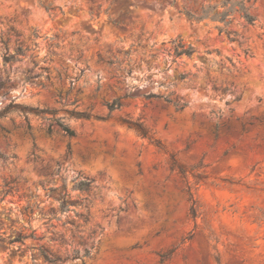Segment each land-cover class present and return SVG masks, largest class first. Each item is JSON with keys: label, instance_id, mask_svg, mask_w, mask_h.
I'll return each mask as SVG.
<instances>
[{"label": "rangeland", "instance_id": "obj_1", "mask_svg": "<svg viewBox=\"0 0 264 264\" xmlns=\"http://www.w3.org/2000/svg\"><path fill=\"white\" fill-rule=\"evenodd\" d=\"M218 1L0 0V264H51L40 245L82 254L72 211L46 222L63 184L93 248L62 264H264V0L246 2L252 25L233 17L232 41L179 12ZM179 41L191 55H174ZM17 46L29 50L4 64ZM171 154L189 171L201 160L205 178L181 177ZM83 178L89 191L72 189Z\"/></svg>", "mask_w": 264, "mask_h": 264}, {"label": "trees", "instance_id": "obj_2", "mask_svg": "<svg viewBox=\"0 0 264 264\" xmlns=\"http://www.w3.org/2000/svg\"><path fill=\"white\" fill-rule=\"evenodd\" d=\"M178 0H169V3L172 5L176 3ZM194 4L196 3V0H191ZM247 0H219L217 3L214 4H209V3H199V5L195 8H186L184 6H179V12L182 13L187 19L190 21H195V22H201V21H212L215 24V28L218 30L219 33H224L226 37L229 40H236L238 33L230 29V24L232 22L233 17H238L240 18L245 24L247 25H252L255 21V17L251 14L249 11L248 6L246 5ZM29 50L28 47L23 48L22 46H17L15 51L13 53H8L6 51L3 54V62L4 64H12L14 61L18 60V56L24 55V53ZM193 48L191 45L184 44L182 42H177L173 46V51L175 56L179 55H191L193 52ZM25 79H33L39 76V73H33L31 70H27L25 73ZM183 75L181 76V78ZM4 80H0V87L2 86ZM125 96H127L125 94ZM150 97H155L159 98L161 97L160 95L156 94H150ZM237 99V98H235ZM163 100L166 103L172 104L175 109H182L184 106H186V102H179V101H173L167 97H163ZM120 106V101L119 98L113 99L109 103V108L114 109ZM41 111H46L48 113L53 114L54 111L51 109H44ZM4 111L0 112L2 114ZM71 114L76 116V117H82V118H88L89 114L86 112H79V111H71ZM55 123L60 127V129L64 132L65 135L71 137L74 136V131L68 127L67 124L63 123L59 117L55 118ZM245 129L242 127L240 132H243ZM229 129L226 130V133L229 134ZM211 142L209 144L210 147H212L215 142L218 140V127L215 125L213 131H211ZM157 144H160L159 141H156ZM188 147V143L185 144V148ZM234 147V144H231L228 148H226L223 151V154H226L230 149ZM203 155V154H202ZM0 157H2L0 155ZM170 169L176 170L177 173L181 176L184 177L186 174H190L194 178V184L197 185L200 181H202L205 178V174L203 172L196 171L197 167L201 166V163L199 160L196 165L191 166L190 171L186 169L183 165H180L176 162L174 156L171 154L170 155ZM137 166H139L137 164ZM194 170V171H193ZM138 174H141L140 169H138ZM90 184L91 180L87 178L80 179L76 181L73 184L72 189L77 190L79 193H86L90 189ZM51 191L58 189V187H51L49 188ZM63 193H61L58 196V204L55 209L49 208L48 209V218L47 221H50L51 219L59 220L60 216L57 215V212L63 213L65 211H72L74 216L77 217V221L73 220L72 218L70 219V224L72 231L74 230L75 234H77V238L79 239V244L83 246L82 248V254H80V250L78 248H74L72 252L68 255L61 256L56 253L49 252L46 248H44L42 245L37 247L38 254L39 256L42 257V259L48 263L51 264H62L64 260L70 258H82V257H87L90 256L91 254V249L93 248V244L88 246L86 244V241L83 240V231L79 229L82 225H84L88 221V213L82 214L79 213L73 209H71V205L68 203L67 200V190L65 187V184L62 185ZM185 192L186 195V200L189 202V206L187 208V215L190 218H195L197 216V207L195 205V200L192 197L191 194V186H186L184 189H181ZM161 191H163L161 189ZM177 204V203H176ZM121 210V209H120ZM31 230V229H30ZM34 231L31 230L29 233H22V232H17L14 237H9L8 239H5L7 243H13V242H22L26 238H32L35 239L36 237L34 236ZM95 231L92 230L88 233L87 237H90L91 234H93ZM191 237V236H190ZM189 237V238H190ZM0 240H4L2 237H0ZM58 240L60 243H63L65 241L64 237L59 236ZM173 250H169L165 253H162L160 255V260H164L165 258L169 257L171 252Z\"/></svg>", "mask_w": 264, "mask_h": 264}]
</instances>
